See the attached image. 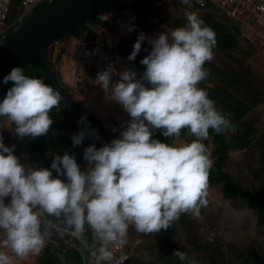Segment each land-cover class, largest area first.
<instances>
[{
    "label": "clouds",
    "instance_id": "9594fccd",
    "mask_svg": "<svg viewBox=\"0 0 264 264\" xmlns=\"http://www.w3.org/2000/svg\"><path fill=\"white\" fill-rule=\"evenodd\" d=\"M14 1L9 17L0 25V32L4 31L0 49L10 34ZM21 1L17 22L23 24L52 0L23 18ZM158 1L161 0L153 3L159 13L162 9H177V15L170 21L186 18V23L170 31L162 28L164 32L160 33L161 27L166 25L162 18L132 15L134 8L110 13L108 15L114 19L108 22L105 15L101 22L109 23V29L104 28L105 39L112 48H83L84 59L95 55L101 58L103 71L96 76L100 86L90 91L101 96L99 104L78 93L72 87L74 80L70 75L61 76L55 61L58 48H63L60 41L53 48L54 65L88 122V142L92 133L88 115L101 118L105 125L111 121L104 116L103 92L106 98L122 105L130 117L111 143L97 148L87 142L76 159L71 153L82 143L85 132L63 102L60 91L41 78L26 75L25 66L13 67L0 82V97L5 95L0 100V230L4 233L0 247L10 249L16 257L38 255L44 247L45 233L55 227L76 234L86 244V229L91 230L99 241L97 250L87 244L91 264L97 261L111 264L116 245L128 255V260L131 257L127 250L130 227L139 233L156 234L169 229L182 214L198 217L201 209L208 205L209 176L214 160L204 141L209 138L210 129L221 135L235 129L228 114L218 109L209 93L200 87L208 76L204 66L214 59L216 38L214 30L197 12L208 14L216 22L223 19L234 29V38L238 41V29L242 31V40H251L253 32L255 35L257 31H264V0H254L248 6L237 3L241 10L237 13L234 12L236 6H226L225 0H209L203 7L197 3L200 0H183L186 5L167 0L169 8L157 6ZM130 19L139 25L133 33L128 32ZM113 25L117 28L112 29ZM136 36L128 57L130 61L135 60L144 40L151 45L150 52L140 61L145 70L139 76L134 70L124 69V63L119 67L116 51L122 42ZM252 45L254 52L264 50V34ZM86 49H92V54L84 56ZM8 82H12V86L6 93ZM54 108L56 114L66 108L75 120L74 148L62 156L49 149L45 156L36 159L34 149L48 139L46 135L53 124L50 113ZM157 130L173 142L154 138ZM183 130H187L192 139L176 143ZM42 161L48 164L43 165ZM46 216L61 220L68 228L46 221ZM173 257L180 264H198L194 257L179 249L174 250ZM0 264H13L12 256L0 251Z\"/></svg>",
    "mask_w": 264,
    "mask_h": 264
},
{
    "label": "trees",
    "instance_id": "16d2710c",
    "mask_svg": "<svg viewBox=\"0 0 264 264\" xmlns=\"http://www.w3.org/2000/svg\"><path fill=\"white\" fill-rule=\"evenodd\" d=\"M176 1L177 4L186 5L183 0ZM162 10L159 13V9L152 3L132 9L131 14L146 18L160 17L159 14L164 13V17H161L166 25L161 27V32H163L162 28H176V19L170 21L174 10ZM197 14L205 21L206 25L214 30L216 38V45L213 49L214 59L205 64L208 76L200 83V87L209 93L218 109L228 114L235 129L222 135L209 130V138L204 141L214 160L209 184L219 187L220 193L217 201L221 208H230L231 201H235L239 203L238 206L255 210L258 224L264 225V79L257 72L250 70V67L245 68V59L234 53L241 45H238V42L242 40V31L238 29V41L234 38V29L229 27L223 19H220L221 22H216L202 11H198ZM185 23L186 18L178 26H183ZM90 25L91 23L82 24L73 29L69 35L74 33L80 35L85 31L92 32V29L88 28ZM108 25V22L100 21L99 32L96 29V32L88 34L84 46L112 48L105 39L106 29L104 28ZM107 28L109 29V26ZM137 37L130 40H133L135 44ZM240 47L243 48V46ZM244 49L249 50L247 54H251L250 51L254 52L253 45L246 46ZM150 50L151 45L144 40L135 60L128 59L131 52H122L120 61L121 63L127 62L129 69L136 71L139 76L145 70V66L140 61ZM222 51L227 54V57L232 55L228 66L226 65L228 59L219 57ZM66 54L64 48H58L55 56L58 71L63 77L70 75L73 78L72 87L78 93L89 96L91 88L99 85L96 83L97 73L103 71L101 60L91 61L100 57L95 55L86 60L80 54L76 59L79 63L74 62L66 65ZM61 69H64V75ZM23 70L26 75L41 78L46 84L51 85L40 56L25 66ZM81 83L82 87L80 88L79 84ZM11 86L12 82H8L6 93ZM4 96L0 97V100ZM102 99L104 112L106 109L112 111V118H105L113 120V122L112 125H105L101 118L88 115L92 131L88 145L95 144L97 148L116 139L122 131V122L126 123L130 119L128 115L122 120L119 119V114L126 112L119 103L112 104L110 98H106L105 92L102 93ZM50 116L53 124L46 135L48 139L43 140L42 144L37 145L34 149L36 151L33 152V157L36 159L45 156L49 149L55 155L62 156L65 151L70 153L74 148L72 136L77 131V125L71 114H68L66 108L56 114V108H54ZM70 119L73 121L72 124ZM51 129L55 132L53 133ZM177 139L186 142L192 137L187 130H183ZM45 144H48L47 148H45ZM40 163L47 165L48 161ZM50 165L47 168H50ZM220 226H223V222L219 214H212L202 208L198 217L182 214L169 229L161 230L156 234L139 233L134 227H130L127 234L129 241L127 250L131 253V257L125 264H180V261L173 257V252L177 249L194 257L198 264H264V248L262 246L240 245L221 234ZM3 237V234L0 235V240ZM84 240L93 250L98 249L99 241L93 237L91 230L86 229ZM44 241V247L38 255H29L23 259L18 257L22 261L17 260L10 249L0 247V251L10 253L13 264L18 262L22 264L26 262L29 264H83L79 253L74 249L49 243L45 238ZM137 241L139 242L136 245Z\"/></svg>",
    "mask_w": 264,
    "mask_h": 264
},
{
    "label": "water",
    "instance_id": "95a60500",
    "mask_svg": "<svg viewBox=\"0 0 264 264\" xmlns=\"http://www.w3.org/2000/svg\"><path fill=\"white\" fill-rule=\"evenodd\" d=\"M156 0H52L23 24L17 22L19 0L14 1L11 14L12 26L7 43L0 49V82L13 67L23 68L36 57L41 56L53 87L60 91L63 102L80 122L85 132L82 143L71 155L77 159L83 152L90 128L69 89L64 84L53 62L54 45L73 29L110 13L151 4ZM53 175L57 173L53 171ZM62 246L75 249L82 257L83 264H91L92 256L87 244L76 234L53 227L44 236Z\"/></svg>",
    "mask_w": 264,
    "mask_h": 264
},
{
    "label": "rangeland",
    "instance_id": "374dc122",
    "mask_svg": "<svg viewBox=\"0 0 264 264\" xmlns=\"http://www.w3.org/2000/svg\"><path fill=\"white\" fill-rule=\"evenodd\" d=\"M177 13L178 11L177 9H175L173 11V14L177 15ZM159 15L164 17V13L159 14ZM161 16L159 18H162ZM121 18L123 19V17ZM103 19L104 18L102 16L99 19H94L88 22V23H91V25L88 26V28L92 29V32L85 31L81 33L80 35L79 33H74L73 35H69L67 37H64L62 40H60L61 46L67 52L66 65L70 63H74V62L79 63L76 59L78 58V55H80L83 52V47H85L84 46L85 39L88 37V34H92L93 32H96V29H97V32H99V26H97L99 24H97V22L100 23V21H102ZM106 19L109 22L114 19V16H110V15L105 16V20ZM182 21L184 20L181 19L177 21V27H178V24H180ZM116 28L117 26L115 25L112 26V29H116ZM170 30L171 28L167 29V31H170ZM162 31L164 32V29H162ZM160 33H161V29H160ZM262 34H264V31H257L255 32V35L253 32V37H251V40H246V39L241 40L240 42H238V45L241 44L240 46H243V48L239 46V49L234 51L235 55L241 56L242 58L245 59L244 67L245 68L250 67V70L257 72V74L261 78L264 77V50L259 49L257 52L250 51L251 54H247L249 50L247 51L244 48L246 46L251 47L253 42ZM133 46H134L133 40H126L122 42L117 48L116 50L117 51V61H118V65L120 68H122L121 61H120L122 58L121 53L122 52L130 53L131 50L133 49ZM99 54L102 56L101 50L99 51ZM220 54H221V56H219L220 59L221 58L228 59L226 61L227 62L226 65L228 66L231 62L232 55L230 57H227L226 56L227 54H224L223 51L220 52ZM70 59H73V61H70ZM100 59L101 58H95L91 62H97V60H100ZM122 63H124V66H123L124 69L129 68V66H126L128 64L127 62H122ZM61 72L64 75L65 73L64 69H61ZM66 80L69 81L70 78H66ZM71 89H72V92H76L73 88ZM88 98L93 103L99 104L101 96L96 95V94H89ZM110 102L112 104L116 103V101L112 99H110ZM126 115L128 114L127 113L123 114V112H121V114H119V119L120 120L124 119ZM104 116L107 118L109 117L112 118V111L110 109H106ZM112 122L113 120H111L109 124L112 125ZM124 124L125 122L123 121L122 130H123ZM154 138L159 139L165 143L173 142L170 138L164 137L159 130L155 133ZM175 142L182 143V141L178 140L177 138ZM219 193H220V189L218 186L209 185L208 196H207L208 205L204 207L203 209L212 214L213 213L219 214L221 221L223 222V226H220V233L223 234L224 236L229 237L230 239H233V241H235L236 243L240 245L249 244L250 246L252 245L257 246V247L262 246L264 248V226L258 224L257 212L251 208L238 206L239 203H236L235 201H231L232 203H231L230 208L223 209L220 207V203L217 201L219 199L218 198ZM45 220L51 221L54 225L62 226L63 228L65 227L68 228L67 225L63 224L62 221L59 219L46 216ZM0 233L4 235L2 230H0ZM8 254L11 256L10 253ZM13 256L15 255L13 254ZM17 260L22 261L18 259V257H17ZM15 264H22V263L18 262ZM25 264H29V263L26 262Z\"/></svg>",
    "mask_w": 264,
    "mask_h": 264
},
{
    "label": "built area",
    "instance_id": "2783aa9c",
    "mask_svg": "<svg viewBox=\"0 0 264 264\" xmlns=\"http://www.w3.org/2000/svg\"><path fill=\"white\" fill-rule=\"evenodd\" d=\"M51 0H22V8H23V17L28 16L31 14L33 11H35L40 5H43L45 3L50 2ZM194 2H197V0H193ZM207 1L209 0H200L199 3L200 6H206ZM254 0H225V5L227 6L228 4L233 7L236 6V9L234 10L235 13L241 12L240 8L237 6V3H242V5L248 6V4L252 3ZM11 5H12V0H0V25L6 20L11 12ZM157 6L159 7H170V3L167 0H161L157 2ZM129 27L128 32L133 33V29H137L139 27L137 21L130 19L129 24L127 25ZM4 36V31L0 32V37ZM92 49H86L84 50V56H89L92 54ZM114 259L111 262V264H118L119 261L124 260L122 264L127 260L128 255L122 253L120 246L116 245L114 246ZM94 264H105L101 261H97V263Z\"/></svg>",
    "mask_w": 264,
    "mask_h": 264
}]
</instances>
